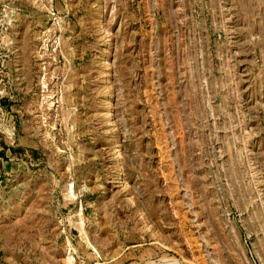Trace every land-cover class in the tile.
Returning a JSON list of instances; mask_svg holds the SVG:
<instances>
[{
  "label": "rangeland",
  "instance_id": "1",
  "mask_svg": "<svg viewBox=\"0 0 264 264\" xmlns=\"http://www.w3.org/2000/svg\"><path fill=\"white\" fill-rule=\"evenodd\" d=\"M0 264H264V0H0Z\"/></svg>",
  "mask_w": 264,
  "mask_h": 264
}]
</instances>
